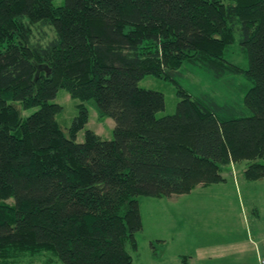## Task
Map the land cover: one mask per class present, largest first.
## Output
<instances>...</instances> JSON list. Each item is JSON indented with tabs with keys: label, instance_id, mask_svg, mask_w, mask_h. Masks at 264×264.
<instances>
[{
	"label": "trees",
	"instance_id": "trees-1",
	"mask_svg": "<svg viewBox=\"0 0 264 264\" xmlns=\"http://www.w3.org/2000/svg\"><path fill=\"white\" fill-rule=\"evenodd\" d=\"M42 24L54 36L41 43ZM185 62L227 96L177 85L157 116L164 95L139 79L174 80ZM59 88L93 99L111 139H75L82 103L66 133ZM241 161L264 177V0H0V264H132L139 197L219 182Z\"/></svg>",
	"mask_w": 264,
	"mask_h": 264
},
{
	"label": "rangeland",
	"instance_id": "rangeland-1",
	"mask_svg": "<svg viewBox=\"0 0 264 264\" xmlns=\"http://www.w3.org/2000/svg\"><path fill=\"white\" fill-rule=\"evenodd\" d=\"M222 1L225 3L231 0ZM53 2L60 4L62 0H53ZM53 36L54 33L49 26L43 24L34 26L33 40H38L42 43L49 41ZM236 59L239 60V57ZM173 78L174 80L147 74L138 81V84L144 88L162 91L165 104L157 112V116L172 114L174 111L179 99L176 90L177 85L187 89L192 95L206 91L221 96H227L228 94L227 87H225L221 79H214L206 69L197 64L183 63L179 74H174ZM52 101L62 106L61 111L56 114L55 118H57L60 127L66 133L67 127L79 111L78 106L81 103L86 106L88 119L76 133L75 139L77 141L83 139L85 129L87 128L93 129L102 139H111L114 121L110 116H99L93 99L81 100L72 98L63 88H59L56 91V97ZM35 108V106L27 109L22 108L21 114L23 116L28 115ZM243 164L244 161H241L237 166L234 167L232 165L228 169L232 173L239 172L238 168H243ZM228 169L225 171L227 176H229ZM194 188L177 196L174 202L169 201L166 195L162 198H156L155 196L139 197L138 206L143 218L144 230L137 233V239L140 243L136 250L132 251V264H183L180 257L177 256L178 249L183 252L189 250L190 247L197 248L192 239L184 237V233L181 232L187 229L200 231L203 225H208V222L210 224L213 216L207 215L204 211V206H202V199L204 197L202 191H205V189L200 187ZM6 200L11 202V198ZM184 219H186L187 225ZM185 226L186 229H184ZM157 237H160L163 241L158 240ZM33 262L34 264L42 263L41 258ZM52 264L60 263L54 261Z\"/></svg>",
	"mask_w": 264,
	"mask_h": 264
},
{
	"label": "crops",
	"instance_id": "crops-1",
	"mask_svg": "<svg viewBox=\"0 0 264 264\" xmlns=\"http://www.w3.org/2000/svg\"><path fill=\"white\" fill-rule=\"evenodd\" d=\"M237 164L232 162L224 168L221 181L198 184L194 188L205 189L202 206L213 218L200 231L187 229L181 232L197 247L183 252L178 249L177 256L183 264L184 257L188 264H258L259 256H264V177L255 180L243 177L245 163L241 169L236 167L239 172L232 173L228 168ZM226 169L229 176L225 174ZM179 195L166 198L174 202ZM184 221L187 225L186 219ZM136 241L139 245L137 234Z\"/></svg>",
	"mask_w": 264,
	"mask_h": 264
},
{
	"label": "built area",
	"instance_id": "built-area-1",
	"mask_svg": "<svg viewBox=\"0 0 264 264\" xmlns=\"http://www.w3.org/2000/svg\"><path fill=\"white\" fill-rule=\"evenodd\" d=\"M258 264H264V256H259Z\"/></svg>",
	"mask_w": 264,
	"mask_h": 264
}]
</instances>
